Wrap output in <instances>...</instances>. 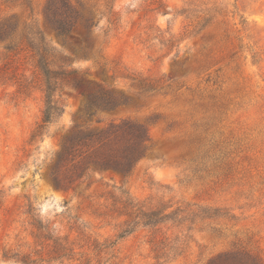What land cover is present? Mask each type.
Returning a JSON list of instances; mask_svg holds the SVG:
<instances>
[{
    "label": "rangeland",
    "instance_id": "rangeland-1",
    "mask_svg": "<svg viewBox=\"0 0 264 264\" xmlns=\"http://www.w3.org/2000/svg\"><path fill=\"white\" fill-rule=\"evenodd\" d=\"M47 1L0 0V20L33 22L54 69L86 72L127 103L87 116L78 95H55L64 113L30 142L43 95L0 83V264H208L230 252L264 264V0H67L91 18L88 49L82 25L67 37L50 27ZM4 57L0 44V66ZM141 78L158 92L140 94ZM125 124L148 139L129 176L53 185L65 136ZM125 198L181 210L185 222L117 239Z\"/></svg>",
    "mask_w": 264,
    "mask_h": 264
},
{
    "label": "trees",
    "instance_id": "trees-1",
    "mask_svg": "<svg viewBox=\"0 0 264 264\" xmlns=\"http://www.w3.org/2000/svg\"><path fill=\"white\" fill-rule=\"evenodd\" d=\"M44 14L50 27L65 37L72 35V31L82 25L88 34L78 42L84 43L87 49L92 46L89 38L91 18L82 16L67 0H48ZM0 44L5 51L0 66V83L13 81L18 95L28 97L30 93L39 91L44 98L42 116L30 135V142L41 139L47 133L48 127L64 113V104L55 99V95L58 98L63 93L78 95L83 100V112L87 116L113 112L127 103L123 96H118L108 87L88 79L89 74L86 72L82 73L77 69H54L49 62L50 50L33 22H24L20 26L12 17L0 20ZM20 57H23V62ZM17 63L28 64L32 68L31 76L26 77L24 71L19 74ZM132 85L140 94L158 92V87L147 78L132 79ZM147 140L146 132L131 124L119 126L105 134L85 135L80 130H74L62 139L56 162L48 177L56 188H71L84 174L92 175L94 171H112L129 176L136 163L144 156ZM92 142L93 150L87 154ZM83 155V160L75 162L76 157ZM87 159L90 161L85 164ZM116 203L122 208L119 216L126 217L117 239L131 234L133 227L139 225L152 229L168 223L180 226L185 222V218H179L183 211L169 212L170 206L145 208L129 198ZM154 252L160 258L157 248ZM208 264L262 263L255 257L230 252L212 259Z\"/></svg>",
    "mask_w": 264,
    "mask_h": 264
}]
</instances>
